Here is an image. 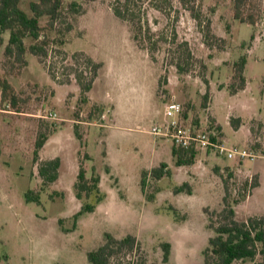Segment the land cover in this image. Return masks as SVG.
<instances>
[{"label":"rangeland","instance_id":"374dc122","mask_svg":"<svg viewBox=\"0 0 264 264\" xmlns=\"http://www.w3.org/2000/svg\"><path fill=\"white\" fill-rule=\"evenodd\" d=\"M139 1L145 30H151L144 31L143 43L157 48L155 60L137 46L131 25L114 15L118 0H64L54 29L47 28L48 18L41 20L50 40L43 63L30 52L25 65L7 60L9 33L3 35L0 264H90L87 254L106 243V234L136 238L134 248L111 264H164V244H170L169 264H205L215 235L211 220L217 222L214 213L223 210L225 199L238 221L264 216V159H228L207 150L197 152L193 165L178 167L173 142L151 134L163 126L166 103L175 95L186 125L231 150L264 149V0H250L244 9L245 17H256L255 25L235 19L233 0H199L193 14L180 0ZM30 2L22 0L21 8L32 15ZM73 2L81 5L78 12L69 9ZM208 24L216 37L208 40L212 48L205 43ZM217 39L226 40L225 49ZM25 42L28 49L33 44ZM76 53L102 64L86 102L78 77L84 73L83 83L89 82L92 69L85 57L74 60ZM243 56L246 88L232 96L227 86L233 64ZM4 82L12 86L5 100ZM49 131L36 162L38 135ZM55 158L61 159L59 179L44 186L39 166ZM162 164L165 176L155 179L151 173ZM81 166L88 178H100L104 200L75 223L83 205L96 202V196L76 197ZM29 191L40 203L27 202Z\"/></svg>","mask_w":264,"mask_h":264},{"label":"trees","instance_id":"16d2710c","mask_svg":"<svg viewBox=\"0 0 264 264\" xmlns=\"http://www.w3.org/2000/svg\"><path fill=\"white\" fill-rule=\"evenodd\" d=\"M30 10L32 15L28 14L21 8L22 0H0V53L1 47L4 44L3 35L8 32L9 40L5 48V58L14 63L25 65L26 54L30 52L36 56L40 62L43 63V59L49 56L50 40L46 35H43L44 27L41 25L43 18H48V29H54L60 21L64 12V0H30ZM95 1V0H87ZM199 0H180L185 10L190 11L192 14L195 11L196 4ZM250 0H233L235 7V19L241 23H248L250 25L256 24V17L249 15L245 17L244 9ZM139 0H118V2L112 6L114 15L121 21L127 22L131 25L133 30V39L137 46L142 50H147L155 60L153 56L157 49L156 47H148L143 43L142 35L144 31L151 33L150 28L145 30L143 15L145 8L138 5ZM81 5L78 2L70 4V10L78 12L81 9ZM197 18V16H194ZM208 33L206 38V46L212 48L208 40L216 38L210 29L208 24ZM29 38L33 41V44L29 47L26 45V39ZM222 43V48L225 49L226 40L217 39ZM186 53L191 56V52L188 45L184 44ZM85 57V62L88 68L92 69V78L87 83H83L84 73L78 77L80 83L81 93L83 101L86 102V94L93 89L95 78L98 76V71L101 69L102 64L95 63L90 57L85 56L83 53H76L73 56L74 60ZM177 71L180 74L185 72V68L181 63H176ZM247 65V58L241 57L238 62L233 64V77L232 82L227 86L232 96L238 95L246 88L245 70ZM225 86L221 85L223 89ZM3 100L8 98L7 92L12 90V86L4 82L3 86ZM209 99V93L205 96L204 107L207 108V102ZM185 117V113L183 114ZM233 120V119H232ZM254 121V120H253ZM239 128L242 124L240 119H237ZM212 125L215 124L212 120ZM219 131L220 129L217 128ZM50 131L46 133H40L35 144L34 160L39 161V154L48 141ZM77 136H79L76 130ZM81 140V137L79 136ZM173 155L177 157L176 164L178 167L184 165H193L197 156V151L194 149L182 150L176 147L173 148ZM61 159L55 158L51 160L42 161L39 166V175L43 181V185L55 183L60 176ZM166 165L162 164L160 168L152 171V176L155 179H161L165 176ZM148 173H144L142 180V188L145 191L146 177ZM247 183L244 187L247 188ZM188 184H183L176 191L178 193L183 192ZM253 189L258 187L257 183L251 184ZM76 197L79 200L84 198L90 199L92 196H96V202L86 203L82 209L75 215V223L79 218L85 214H90L95 211L96 205L104 200V195L100 189V178L97 176L87 177V172L83 166L80 167L77 182L75 184ZM191 191V190H190ZM189 191V192H190ZM27 202L40 203V196L34 191H29L26 197ZM225 206L219 213H214L216 216V223L211 220L210 228L213 229L215 235L209 241V247L204 252L205 264H236L237 262H255L258 256L264 257V216H253L247 221H238L236 219V212L234 207L228 203L225 199ZM136 244V238L133 236H127L123 239H117L106 234V243L95 251H91L87 254V258L90 264H111V261L120 253L125 250H132ZM165 256L164 264H169L170 258V244H164ZM256 264H264V258L261 262Z\"/></svg>","mask_w":264,"mask_h":264},{"label":"built area","instance_id":"2783aa9c","mask_svg":"<svg viewBox=\"0 0 264 264\" xmlns=\"http://www.w3.org/2000/svg\"><path fill=\"white\" fill-rule=\"evenodd\" d=\"M184 108L172 95L167 101L164 113L163 126H154L151 134L156 137L170 139L178 149L195 151L214 150L218 155L233 159L239 156L241 160L264 159V149L255 151L252 149L239 151L226 148L218 139L210 133L195 129L191 125H186L184 121Z\"/></svg>","mask_w":264,"mask_h":264}]
</instances>
